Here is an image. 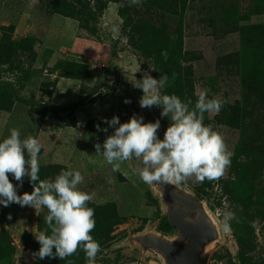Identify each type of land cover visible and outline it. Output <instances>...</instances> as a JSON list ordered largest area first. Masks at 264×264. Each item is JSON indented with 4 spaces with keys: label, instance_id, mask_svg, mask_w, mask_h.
<instances>
[{
    "label": "rangeland",
    "instance_id": "obj_1",
    "mask_svg": "<svg viewBox=\"0 0 264 264\" xmlns=\"http://www.w3.org/2000/svg\"><path fill=\"white\" fill-rule=\"evenodd\" d=\"M144 72L166 73L162 94L191 100L190 109L204 90L226 101L218 114L205 112L203 123L222 135L230 166L219 179L169 185L207 218L213 238L205 264H264V0H0V142L12 128L21 140L37 138L40 180L81 172L78 188L93 196L95 264H166L142 240L179 233L158 182L144 183L135 160L113 171L96 154L95 144L114 132L104 122L113 116L159 119L163 139L169 117H161L162 107L141 108L143 92L132 84ZM59 79L80 81L76 103L51 104ZM32 191L26 176L18 195ZM225 212L233 214L229 231ZM47 213L0 205V264H86L82 248L63 260L33 258L40 248L34 233L51 235Z\"/></svg>",
    "mask_w": 264,
    "mask_h": 264
},
{
    "label": "clouds",
    "instance_id": "obj_2",
    "mask_svg": "<svg viewBox=\"0 0 264 264\" xmlns=\"http://www.w3.org/2000/svg\"><path fill=\"white\" fill-rule=\"evenodd\" d=\"M140 3L141 0H130V5ZM167 82L166 73L157 79L150 72H144L141 79L132 82L133 87L143 92L139 100L141 108L162 107L161 117H169L163 139L157 135L161 127L159 119L145 123L143 116L134 113L127 122L121 123L118 116H113L104 122L114 132L106 136L102 145L95 144L96 154L102 155L113 171H119L123 162L135 160L136 172L149 185L163 182L178 186L191 177L201 183L205 179H219L230 166L233 154L222 135L212 125H204L203 118L205 112L218 114L226 101L218 97L209 99L204 90L199 93L195 107L190 109L191 100L182 102L175 94H162ZM124 103L131 101L125 99ZM96 127L98 131H108L99 124ZM40 150L37 138L29 135L21 140L17 128L10 129V135L0 142V205L8 207L16 203L36 211L42 207L48 210L45 223L51 235L34 233L40 244L39 250L32 254L34 259L63 260L82 248L86 264H95L100 245L91 235L95 228L94 209L87 204L93 196L78 188L84 177L80 171L69 169L62 170L54 179L40 180ZM9 174L18 185L10 181ZM26 176L33 191L18 195L17 188L23 186ZM232 218L231 212L223 214L225 231L230 230Z\"/></svg>",
    "mask_w": 264,
    "mask_h": 264
},
{
    "label": "water",
    "instance_id": "obj_3",
    "mask_svg": "<svg viewBox=\"0 0 264 264\" xmlns=\"http://www.w3.org/2000/svg\"><path fill=\"white\" fill-rule=\"evenodd\" d=\"M161 183L165 193L177 203L187 208L186 212L179 210H171L169 212L170 225L191 240V244L186 248H181L178 245L170 244L156 237H144L143 245L154 248L161 253L166 261V264H205V259L201 256L203 248L213 238L212 231L208 223H202L199 226L183 224L181 219L192 216L200 210L199 204L194 199L186 195L181 198L174 193L173 188L168 183Z\"/></svg>",
    "mask_w": 264,
    "mask_h": 264
},
{
    "label": "bare ground",
    "instance_id": "obj_4",
    "mask_svg": "<svg viewBox=\"0 0 264 264\" xmlns=\"http://www.w3.org/2000/svg\"><path fill=\"white\" fill-rule=\"evenodd\" d=\"M159 184V191L161 193V197L164 200V202L166 203V205L171 209V210H179L180 212H186L187 208L184 207L183 205L177 203L176 200L172 199L170 196H168L165 193V190L162 186L161 183ZM171 186V185H170ZM174 190V193L181 197V198H187L186 194L181 191L180 189H177L176 187L171 186ZM183 224H188V225H192V226H199L202 223H208L206 216H204L200 211L195 212L192 216L190 217H186L181 219ZM209 224V223H208ZM179 232V231H178ZM165 242H168L170 244H175L180 246L181 248H186L191 244V240L187 237H185L183 234L178 233L176 236H174L173 238L167 240V239H161ZM208 249V245H205V247L203 248L202 251V255L206 252V250Z\"/></svg>",
    "mask_w": 264,
    "mask_h": 264
},
{
    "label": "crops",
    "instance_id": "obj_5",
    "mask_svg": "<svg viewBox=\"0 0 264 264\" xmlns=\"http://www.w3.org/2000/svg\"><path fill=\"white\" fill-rule=\"evenodd\" d=\"M54 87L50 94L52 105H64L76 103L80 96V81L75 79H59L54 82Z\"/></svg>",
    "mask_w": 264,
    "mask_h": 264
}]
</instances>
